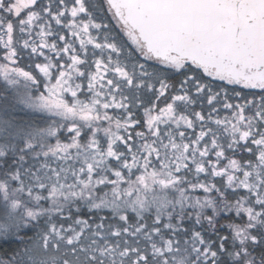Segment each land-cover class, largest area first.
Instances as JSON below:
<instances>
[{
    "label": "snow or ice",
    "instance_id": "obj_1",
    "mask_svg": "<svg viewBox=\"0 0 264 264\" xmlns=\"http://www.w3.org/2000/svg\"><path fill=\"white\" fill-rule=\"evenodd\" d=\"M0 264H264V0H0Z\"/></svg>",
    "mask_w": 264,
    "mask_h": 264
},
{
    "label": "trees",
    "instance_id": "obj_2",
    "mask_svg": "<svg viewBox=\"0 0 264 264\" xmlns=\"http://www.w3.org/2000/svg\"><path fill=\"white\" fill-rule=\"evenodd\" d=\"M113 26H114V22H113ZM117 31H118V29H117ZM197 110H198V108H197Z\"/></svg>",
    "mask_w": 264,
    "mask_h": 264
},
{
    "label": "rangeland",
    "instance_id": "obj_3",
    "mask_svg": "<svg viewBox=\"0 0 264 264\" xmlns=\"http://www.w3.org/2000/svg\"><path fill=\"white\" fill-rule=\"evenodd\" d=\"M199 110V109H198ZM224 113H221V115H223Z\"/></svg>",
    "mask_w": 264,
    "mask_h": 264
}]
</instances>
